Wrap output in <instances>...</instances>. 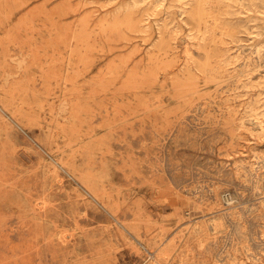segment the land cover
Masks as SVG:
<instances>
[{
  "label": "rangeland",
  "instance_id": "374dc122",
  "mask_svg": "<svg viewBox=\"0 0 264 264\" xmlns=\"http://www.w3.org/2000/svg\"><path fill=\"white\" fill-rule=\"evenodd\" d=\"M0 264H264V0H0Z\"/></svg>",
  "mask_w": 264,
  "mask_h": 264
},
{
  "label": "bare ground",
  "instance_id": "6f19581e",
  "mask_svg": "<svg viewBox=\"0 0 264 264\" xmlns=\"http://www.w3.org/2000/svg\"><path fill=\"white\" fill-rule=\"evenodd\" d=\"M203 2V1H202ZM129 13V12H128ZM130 16H131V14H130ZM200 20V19H199ZM214 30V29H213ZM162 44V43H161ZM196 62V61H195ZM208 62V61H207ZM201 64V63H200ZM205 65H207V64H205ZM206 67V66H205ZM206 72V71H205ZM261 115V114H260ZM256 116V115H255ZM215 223V222H214Z\"/></svg>",
  "mask_w": 264,
  "mask_h": 264
}]
</instances>
